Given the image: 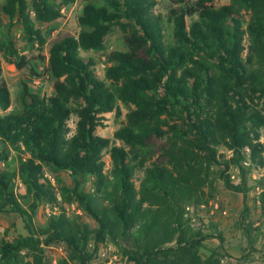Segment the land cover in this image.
<instances>
[{
	"label": "trees",
	"instance_id": "1",
	"mask_svg": "<svg viewBox=\"0 0 264 264\" xmlns=\"http://www.w3.org/2000/svg\"><path fill=\"white\" fill-rule=\"evenodd\" d=\"M73 2L32 0L30 6L29 0H6L0 14L19 19L30 41L44 46L47 38L34 26L31 7L38 21L53 22ZM175 3L168 17L173 43L165 41L157 0L87 3L78 39L65 36L49 49L53 93L41 95L24 82L22 109L0 115V213L19 214L28 231L13 240L0 238V264H47L45 247L59 242L69 248L60 264H91L107 241L134 264H164L160 256L173 254L176 264H218L219 258H203L188 246L198 233L185 215L188 206L201 207L214 197L217 177L246 197L230 170L245 172V160L264 166V0H231L219 7L214 0ZM242 10L252 12L245 28ZM114 24L122 26L127 50L112 54L100 79L96 60L80 51L103 50ZM0 53L10 63L25 58L12 42L1 43ZM2 71L0 60V107L7 110L12 97ZM122 106L128 109L126 122L114 137L124 144L116 145L97 128L105 113L121 117ZM72 114L78 120L70 134ZM154 138L165 141L164 161L147 165ZM47 167L70 172L75 186L57 188ZM18 180L25 193L18 192ZM88 180L92 192L85 191ZM69 199L98 226L69 215L63 206ZM260 199L264 208V191ZM41 204L60 209L45 226H36Z\"/></svg>",
	"mask_w": 264,
	"mask_h": 264
},
{
	"label": "rangeland",
	"instance_id": "2",
	"mask_svg": "<svg viewBox=\"0 0 264 264\" xmlns=\"http://www.w3.org/2000/svg\"><path fill=\"white\" fill-rule=\"evenodd\" d=\"M6 0H0V5ZM60 3V0H53ZM158 4L155 7V12L163 16V28L165 33L166 43H173L174 24L169 22V14L173 7L177 4L175 0H157ZM96 5H106L107 0H75V2L62 6L63 16L53 22H41L35 18V13L31 7V17L34 26L42 31L47 38L44 46L30 41L25 33L24 26L19 19L11 20L5 14H0V44L12 42L20 55L24 59L19 58L17 63L6 61L0 53V60L3 64L2 77L7 82L11 91L12 104L7 110L0 107V115L10 111H20L22 106L19 101V93L23 87V83H27L34 90H39L41 95H51L53 93L54 79L47 78V61L49 57V49L51 45L65 36H78L82 30L79 24V17L82 15L84 7L87 3ZM231 0H214L216 7L229 4ZM30 6L32 0H29ZM242 19L244 28L251 21L252 12L242 10ZM197 16L188 17L187 23L190 25ZM52 29L58 32L55 36H50ZM248 45V39L245 40ZM127 43L125 41L124 32L120 24H114L111 32L105 40L103 50H81L80 55L84 58L93 57L96 60L95 71L100 79H105L106 67L111 64L110 58L114 52L126 51ZM247 54V51L244 55ZM20 63L21 65H19ZM43 67V68H42ZM36 81H40L38 84ZM123 114L117 118L116 112L105 113L104 125L97 128V134L108 137L113 144L123 145V141L116 139L114 133L121 128L126 122V114L128 109L122 106ZM78 117L72 114L69 121L71 133L76 131ZM264 141V128L263 137ZM152 143L157 145L149 154L147 165L153 162H163L164 158L161 155V148L165 141L157 138L152 140ZM1 147V143H0ZM227 155L231 153L221 148ZM10 158L14 155L11 151ZM104 159L106 161V170L112 167L110 155L106 152ZM246 171L242 172L239 168L234 167L230 170L232 180L236 184H242L247 190L246 197L242 192L232 191L227 188L224 180L217 177L215 179L214 197L205 205L194 208L188 206L185 218L189 220L194 231L198 233L192 239L189 247H195L199 250L203 258L211 256L217 259L223 256H232L240 259L243 262H259L264 260V208L263 202L260 199L261 193L264 191V166L252 164L250 160L243 161ZM218 166L214 167L217 172ZM47 176L51 178L57 188L66 185L74 187L76 177L68 171L55 170L46 168ZM143 173L138 171L135 179L139 185ZM216 174H212L215 178ZM81 180V178H80ZM86 192L94 191V183L88 180L83 183ZM17 190L20 193H25V186L17 181ZM59 198L61 195L59 194ZM63 206L67 213L72 217L78 218L83 224H87L94 228L98 226L95 218L84 210V208L75 200L63 201ZM247 207V209H246ZM60 207L52 208L49 204H41L37 210L35 217L36 226H45L51 214L59 212ZM211 224L214 226L211 227ZM28 231L25 228V223L22 217L17 213H0V238L13 240L20 235H27ZM69 248L66 243L59 242L52 246L45 247L44 261L47 264H60V261L68 255ZM26 261L31 260L28 256ZM164 264H176L177 256H160ZM91 264H134L127 260L121 249L114 243L107 241L101 243Z\"/></svg>",
	"mask_w": 264,
	"mask_h": 264
},
{
	"label": "built area",
	"instance_id": "3",
	"mask_svg": "<svg viewBox=\"0 0 264 264\" xmlns=\"http://www.w3.org/2000/svg\"><path fill=\"white\" fill-rule=\"evenodd\" d=\"M57 32L58 31L56 29H52L49 35L50 36H55L57 34ZM74 37L76 39H78V36H74ZM47 67H48V61H47ZM46 76H47V78H50V79L52 78L51 74L48 71H47ZM36 82L38 84H41L40 81H36ZM41 85H43V84H41ZM218 264H258V262H253V263L243 262V261H240V259H236V258H234L232 256H223V257H220ZM259 264H264V260H261L259 262Z\"/></svg>",
	"mask_w": 264,
	"mask_h": 264
}]
</instances>
